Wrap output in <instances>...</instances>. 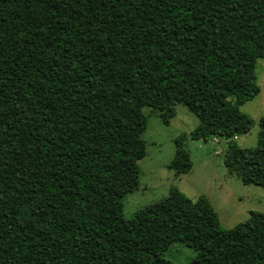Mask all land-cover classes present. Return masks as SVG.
Returning a JSON list of instances; mask_svg holds the SVG:
<instances>
[{
	"label": "trees",
	"instance_id": "trees-1",
	"mask_svg": "<svg viewBox=\"0 0 264 264\" xmlns=\"http://www.w3.org/2000/svg\"><path fill=\"white\" fill-rule=\"evenodd\" d=\"M264 0H0V264H264V212L223 229L175 186L122 213L114 187L145 154L144 106L181 104L192 139H227L223 163L264 187V151L231 140L258 93ZM256 145L264 150V115ZM187 172L180 136L167 164Z\"/></svg>",
	"mask_w": 264,
	"mask_h": 264
},
{
	"label": "rangeland",
	"instance_id": "rangeland-1",
	"mask_svg": "<svg viewBox=\"0 0 264 264\" xmlns=\"http://www.w3.org/2000/svg\"><path fill=\"white\" fill-rule=\"evenodd\" d=\"M254 75L258 93L239 106V110L251 119V124L246 132L233 135L231 140L258 155L264 151L256 145L258 118L264 115L263 58H256ZM141 112L146 119L141 134L145 154L136 162L135 168L121 171L114 178L116 190L133 186V190L125 193L122 200L125 218L164 196L170 186H175L191 200L205 197L223 229L246 220L250 210L264 212V187L243 184L224 166L227 139L220 136H210L206 140L190 138L189 131L196 125L197 119L181 104H176L175 113L167 124L162 123L150 107H142ZM178 136L182 138V146L190 160L189 170L183 173H176L167 167L174 153V139ZM194 254L186 245L173 242L164 256L171 264H183Z\"/></svg>",
	"mask_w": 264,
	"mask_h": 264
}]
</instances>
